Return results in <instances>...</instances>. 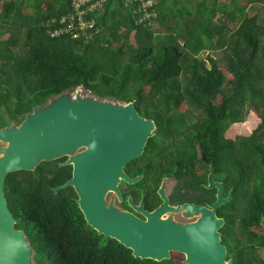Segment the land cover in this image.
<instances>
[{
  "label": "trees",
  "instance_id": "1",
  "mask_svg": "<svg viewBox=\"0 0 264 264\" xmlns=\"http://www.w3.org/2000/svg\"><path fill=\"white\" fill-rule=\"evenodd\" d=\"M158 1L154 22L137 26L121 0H109L99 15L102 32L86 41L52 38L44 28L46 16L68 10L63 0H3L0 127L20 124L36 107L78 87L100 99L134 101L157 124L142 155L126 168L132 176L143 175L140 183L148 181L146 207L161 201L157 189L165 177L176 180L172 203L215 201L217 188L207 187L212 169L225 196L232 190V199L217 211L225 220L222 242L235 264H256L254 251L264 248V232L255 230L264 229V0ZM250 6L256 7L252 15ZM219 49V59L200 56ZM218 93L221 101L215 103ZM250 112L260 118L257 127L249 135L227 137L228 128ZM61 159L5 179L9 208L34 261L163 263L134 257L117 239L88 225L73 188L55 190L71 176V165H59ZM125 207L133 210L127 202Z\"/></svg>",
  "mask_w": 264,
  "mask_h": 264
},
{
  "label": "water",
  "instance_id": "2",
  "mask_svg": "<svg viewBox=\"0 0 264 264\" xmlns=\"http://www.w3.org/2000/svg\"><path fill=\"white\" fill-rule=\"evenodd\" d=\"M66 92L27 113L20 124L0 127V140L7 143L0 147V264H36L26 233L16 227L8 205L4 190L7 174L35 170L42 161L63 156H69L67 163H73L74 171L56 192L73 186L87 223L99 234L132 249L134 257L161 261L178 251L185 253L189 264H233L232 259L227 260V249L221 242L225 220L217 215L218 208L232 199V190L225 196L224 183L215 180L214 171L208 175L207 187L217 188L216 200L207 204L171 205L166 177L158 190L162 202L154 210L145 209V194L139 204L129 198L133 210L145 218L117 208L114 199L107 203L109 192L122 199V180L136 183L143 178L129 176L125 167L142 155L154 135L155 122L142 116L134 101L83 96L80 90L71 97ZM82 147L84 150L77 152ZM182 211L186 217L197 218L179 222L165 216ZM23 240L28 251L16 259Z\"/></svg>",
  "mask_w": 264,
  "mask_h": 264
},
{
  "label": "built area",
  "instance_id": "3",
  "mask_svg": "<svg viewBox=\"0 0 264 264\" xmlns=\"http://www.w3.org/2000/svg\"><path fill=\"white\" fill-rule=\"evenodd\" d=\"M68 10L58 15H49L42 20L47 33L52 38L71 37L94 39L102 32L99 15L109 0H63ZM130 18L137 26L151 24L158 17V0H121Z\"/></svg>",
  "mask_w": 264,
  "mask_h": 264
},
{
  "label": "flooded vegetation",
  "instance_id": "4",
  "mask_svg": "<svg viewBox=\"0 0 264 264\" xmlns=\"http://www.w3.org/2000/svg\"><path fill=\"white\" fill-rule=\"evenodd\" d=\"M154 120V119H153ZM155 125H156V128H155V130H154V134H155V132H156V129H157V124H156V121H155ZM162 143H164V140L162 141ZM62 159L59 161V165H61V166H65V165H71V176L68 178V179H70L72 176H73V171H74V166H73V163H67V161L69 160V156H63V157H61ZM128 166V165H127ZM127 166L125 167V172L129 175V176H131V177H134V176H132L131 175V173L130 172H128L127 171ZM67 179V180H68ZM141 181V180H140ZM137 183V182H136ZM145 186H141L140 185V182L138 181V184H134V183H128L127 181H125V180H122L120 183H119V188H120V190H121V193H122V199L120 200L119 198H118V196H117V194L115 193V192H109L107 195H108V197H107V199L110 201V200H112V199H114V201H115V204L117 205V206H119L121 209H123V210H130V209H127L126 207H125V205H126V202L129 204V198L130 197H132V199H133V201L135 202V203H137V204H139L140 203V201H141V199H142V197H143V195L145 194V204H144V207H145V209H147V210H149V211H152V210H154L157 206H159L160 204H161V202H162V199H161V201L157 204V206L154 208V209H148L147 207H146V197H147V194H146V192H145V189L147 188V184H148V181H145V182H142ZM225 186V185H224ZM69 187H72L73 188V190H71V192L73 191L75 194H73L72 195V197L76 200V202L78 203V201H77V199H78V194H77V192H76V190H75V188L73 187V186H69ZM158 190H159V188L157 189V192H158ZM217 193V192H216ZM141 195V197H140V199L138 200V201H136L135 199H134V197H138V195ZM159 194V193H158ZM224 194H225V192H224ZM171 195H172V192H170L169 194H168V196H169V198H170V204L171 205H174V206H177V205H180V204H183V203H186V202H191V201H184V202H182V203H172V201H171ZM160 196V195H159ZM161 198V197H160ZM208 203V202H207ZM206 203V204H207ZM130 205V204H129ZM78 206H79V204H78ZM80 208V207H79ZM133 209V208H132ZM81 210V209H80ZM130 211H133L137 216H139V217H142V218H145L141 213H138V212H136L135 210H130ZM177 213V215H179V216H182V217H185V213H184V211H182V212H176ZM188 218H193V219H191V220H189V221H193V220H195L197 217L196 216H194V217H188ZM179 221H182V220H179ZM89 225V224H88ZM264 226V225H263ZM255 227H260V230L261 231H258L257 229H255V230H257L258 232H264V229L262 228V226L261 225H256ZM82 230H83V228H82ZM221 232V231H220ZM221 242H222V233H221ZM223 243V242H222ZM224 244V243H223ZM225 246H226V249H227V260H229V259H232L233 260V264H235V257H231L230 255H229V250H228V247H227V245L226 244H224ZM264 251V248L263 247H258L254 252H255V261L254 262H256V264H264V254L262 253ZM175 251H172L171 252V255H170V257H168V258H166V259H163V260H161V262L163 261V263H161V264H189L188 262H187V256L186 255H177L176 253H174ZM180 253H182V252H180Z\"/></svg>",
  "mask_w": 264,
  "mask_h": 264
},
{
  "label": "rangeland",
  "instance_id": "5",
  "mask_svg": "<svg viewBox=\"0 0 264 264\" xmlns=\"http://www.w3.org/2000/svg\"><path fill=\"white\" fill-rule=\"evenodd\" d=\"M2 2H3V0H0V10H1ZM227 3H229V2L227 1ZM255 8L256 7H254V6H250L248 8V12L251 15L254 14L256 12ZM229 24H231L233 27L235 26V23H229ZM157 28H158L157 31H159V32H163L164 31V28L162 26L158 27V25H157ZM4 37H7V35H5ZM103 43H105V42H103ZM207 53H209L208 55H211V56H213V57H215L217 59H219V58H221L223 56V51L221 49L213 50V51L206 50V51L201 52L200 56L201 57H206ZM223 72L226 74L227 78L228 77L230 78L232 76L227 70H224ZM76 90L77 91L80 90V93L83 96H96L92 92L86 91V90H84L81 87L67 90L66 93L69 94L71 97H75ZM212 101H214L215 103H219L221 101V94L218 93L212 99ZM119 102H121V101H119ZM121 103H125V102H121ZM186 107L187 106L185 104H183L181 106L180 110H184ZM154 122H155V120H154ZM259 122H260V118L257 117L253 112H250V113H248L246 119L243 122L232 124L228 128V130L226 131V136L234 139V138H236L239 135H249L252 132V130L257 127ZM6 145H7V143H5V142L0 140V147H5ZM83 150H84V148L82 147V148L78 149L77 152H81ZM134 184H138V182L134 183ZM175 184H176V180L174 178L166 177V191H167V194H169L170 192L173 191V187L175 186ZM140 185L141 186H145L143 183H140ZM107 197H108V195H107ZM106 200H107V203H109L111 201V200L109 201L107 198H106ZM117 208H120V207L117 206ZM168 215L172 216L176 221L182 220V221H179V222H188L189 220L193 219V218H188L186 216L185 217L179 216V215H177L176 212H168L167 214H165V216H168ZM255 229H257L258 231H261L260 227H255ZM129 250H131L130 254H133L132 249L129 248ZM174 253H176L177 255H183V254L185 255V253H180L178 251H175ZM262 253L264 254V251ZM33 261H34V259H33Z\"/></svg>",
  "mask_w": 264,
  "mask_h": 264
},
{
  "label": "clouds",
  "instance_id": "6",
  "mask_svg": "<svg viewBox=\"0 0 264 264\" xmlns=\"http://www.w3.org/2000/svg\"><path fill=\"white\" fill-rule=\"evenodd\" d=\"M22 244L24 245L23 247H21V249L17 252V256H16V259L19 258L21 256V254H26L27 251H28V248H27V244H26V241L23 240L22 241Z\"/></svg>",
  "mask_w": 264,
  "mask_h": 264
},
{
  "label": "crops",
  "instance_id": "7",
  "mask_svg": "<svg viewBox=\"0 0 264 264\" xmlns=\"http://www.w3.org/2000/svg\"><path fill=\"white\" fill-rule=\"evenodd\" d=\"M169 24H171V23H169ZM174 25H175V23H174Z\"/></svg>",
  "mask_w": 264,
  "mask_h": 264
}]
</instances>
